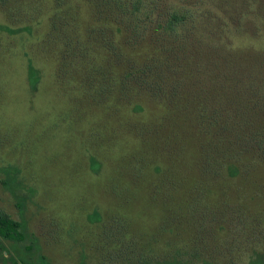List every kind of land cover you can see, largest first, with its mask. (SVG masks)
Returning a JSON list of instances; mask_svg holds the SVG:
<instances>
[{"label": "rangeland", "instance_id": "obj_1", "mask_svg": "<svg viewBox=\"0 0 264 264\" xmlns=\"http://www.w3.org/2000/svg\"><path fill=\"white\" fill-rule=\"evenodd\" d=\"M0 26V211L28 236L0 264L264 258V0H0Z\"/></svg>", "mask_w": 264, "mask_h": 264}, {"label": "trees", "instance_id": "obj_2", "mask_svg": "<svg viewBox=\"0 0 264 264\" xmlns=\"http://www.w3.org/2000/svg\"><path fill=\"white\" fill-rule=\"evenodd\" d=\"M198 17L196 15V24L197 22H199V20H201ZM186 18H187V14L179 15L178 13H174L168 20L167 26L170 29L175 30L174 28L177 27L179 23H182V22L185 23ZM0 32L15 33L16 31L6 28L4 26H0ZM28 72H29V78L32 82V88L36 90L38 82H39V76H38L39 72L34 66V63L31 59L28 60ZM92 164L94 168H96L98 165L95 159H92ZM95 215L98 216V214H95ZM0 238L5 241L14 243V244L25 243L28 239L25 224L14 220L8 214L0 211ZM263 259L261 258L257 262H253L251 264H264ZM12 264H50V263L46 259V257L43 256L39 259V261H33L29 259H24V258L15 259L13 260ZM157 264H181V263L174 262V261H164V262L157 263Z\"/></svg>", "mask_w": 264, "mask_h": 264}]
</instances>
